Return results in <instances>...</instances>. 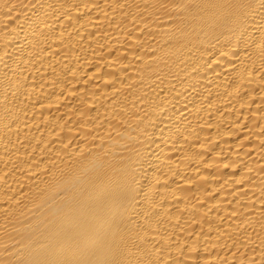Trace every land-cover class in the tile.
<instances>
[{
  "label": "bare ground",
  "instance_id": "bare-ground-1",
  "mask_svg": "<svg viewBox=\"0 0 264 264\" xmlns=\"http://www.w3.org/2000/svg\"><path fill=\"white\" fill-rule=\"evenodd\" d=\"M0 264H264V0H0Z\"/></svg>",
  "mask_w": 264,
  "mask_h": 264
}]
</instances>
